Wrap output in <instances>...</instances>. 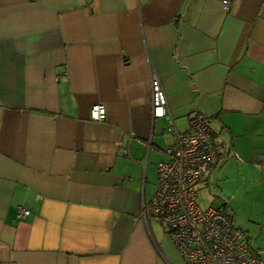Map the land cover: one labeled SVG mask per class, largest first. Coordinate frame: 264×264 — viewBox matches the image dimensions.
<instances>
[{
  "label": "crops",
  "instance_id": "obj_1",
  "mask_svg": "<svg viewBox=\"0 0 264 264\" xmlns=\"http://www.w3.org/2000/svg\"><path fill=\"white\" fill-rule=\"evenodd\" d=\"M151 76L179 131L211 121L195 188L264 260V0H0V264H185L141 216L173 140Z\"/></svg>",
  "mask_w": 264,
  "mask_h": 264
},
{
  "label": "built area",
  "instance_id": "obj_2",
  "mask_svg": "<svg viewBox=\"0 0 264 264\" xmlns=\"http://www.w3.org/2000/svg\"><path fill=\"white\" fill-rule=\"evenodd\" d=\"M231 0H221L224 11ZM66 68L62 74H66ZM150 106L152 120L167 119L172 143L164 150L165 159L157 164L154 192L143 203L141 216H149L164 230L185 264H264L243 229L223 209L202 208L196 201L195 184L216 163L219 152L214 141L211 121L201 111L188 117V127L179 131L168 109L167 97L160 80L151 76ZM91 120H105L103 103L89 109ZM126 149L121 153L126 154ZM264 165V157L260 159ZM30 211L17 208V216Z\"/></svg>",
  "mask_w": 264,
  "mask_h": 264
},
{
  "label": "rangeland",
  "instance_id": "obj_3",
  "mask_svg": "<svg viewBox=\"0 0 264 264\" xmlns=\"http://www.w3.org/2000/svg\"><path fill=\"white\" fill-rule=\"evenodd\" d=\"M202 193L203 191L199 189L198 184H197L196 185V197H197L198 205L202 208H206L207 206H209V204L205 202V199L202 197Z\"/></svg>",
  "mask_w": 264,
  "mask_h": 264
}]
</instances>
